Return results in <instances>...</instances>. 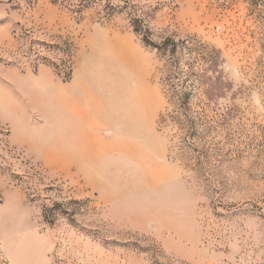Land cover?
<instances>
[{
	"label": "rangeland",
	"instance_id": "obj_1",
	"mask_svg": "<svg viewBox=\"0 0 264 264\" xmlns=\"http://www.w3.org/2000/svg\"><path fill=\"white\" fill-rule=\"evenodd\" d=\"M0 264H264V0H0Z\"/></svg>",
	"mask_w": 264,
	"mask_h": 264
},
{
	"label": "trees",
	"instance_id": "obj_2",
	"mask_svg": "<svg viewBox=\"0 0 264 264\" xmlns=\"http://www.w3.org/2000/svg\"><path fill=\"white\" fill-rule=\"evenodd\" d=\"M188 43V42H186ZM149 44H152V43H149ZM155 48H157V50L164 56L167 58V62L169 63V59L172 58L173 60H175V55L177 53V49L179 47L178 43L175 42L173 39L171 38H166L165 40H163L160 44H152ZM192 58L194 59V62L192 63H188V68L192 71H194V75L193 77H190V83L187 85L188 89H187V92L183 93V96L180 97V103H182L183 106H186V102H188V99L190 98L191 95H193V93H198L199 91H203V88L205 86V84H207V82L205 81V73L204 72H201L200 74L198 73H195L197 72L196 69L198 66V62H200L199 59H196V57H193ZM196 61V63H195ZM171 65H173L174 67L176 66V69L178 71H181L180 70V67L177 66L176 63H171ZM200 64V63H199ZM202 71V69L200 70ZM178 74V73H177ZM177 78H179L177 76ZM181 83V82H180ZM172 90H174L172 88ZM205 92V91H203ZM188 112L185 111L184 114V117H186ZM194 117H196L197 119H201V114L200 112H195V115ZM191 119V118H190ZM189 119V120H190Z\"/></svg>",
	"mask_w": 264,
	"mask_h": 264
}]
</instances>
